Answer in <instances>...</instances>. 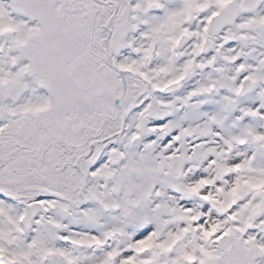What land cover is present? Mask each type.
Listing matches in <instances>:
<instances>
[{"label":"snow or ice","instance_id":"obj_1","mask_svg":"<svg viewBox=\"0 0 264 264\" xmlns=\"http://www.w3.org/2000/svg\"><path fill=\"white\" fill-rule=\"evenodd\" d=\"M0 264H264V0H0Z\"/></svg>","mask_w":264,"mask_h":264}]
</instances>
